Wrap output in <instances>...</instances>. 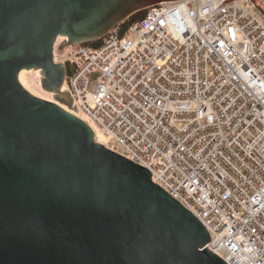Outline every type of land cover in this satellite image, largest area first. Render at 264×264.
<instances>
[{
    "label": "built area",
    "instance_id": "2783aa9c",
    "mask_svg": "<svg viewBox=\"0 0 264 264\" xmlns=\"http://www.w3.org/2000/svg\"><path fill=\"white\" fill-rule=\"evenodd\" d=\"M77 50L54 60L95 142L144 165L227 264H264V0L161 3Z\"/></svg>",
    "mask_w": 264,
    "mask_h": 264
},
{
    "label": "water",
    "instance_id": "95a60500",
    "mask_svg": "<svg viewBox=\"0 0 264 264\" xmlns=\"http://www.w3.org/2000/svg\"><path fill=\"white\" fill-rule=\"evenodd\" d=\"M174 1L0 0V264H227L144 165L95 142L54 62L60 38L57 54L78 51Z\"/></svg>",
    "mask_w": 264,
    "mask_h": 264
},
{
    "label": "rangeland",
    "instance_id": "374dc122",
    "mask_svg": "<svg viewBox=\"0 0 264 264\" xmlns=\"http://www.w3.org/2000/svg\"><path fill=\"white\" fill-rule=\"evenodd\" d=\"M145 11L146 10H144L142 12H145ZM63 40L64 39H60L59 43L55 46V50H54V54L56 55V57L61 58L62 60H64V57L66 56L67 52L71 49V47H68L62 54H60V55L57 54V49H58V47L60 45V42H62ZM98 41L102 42V39L98 40ZM80 46H84V44L77 45L76 47H80ZM26 83H27L28 88L34 94H36L38 97H40L42 99H45L47 101L57 102V101H55V99H53V95L52 94H50V93H48V92H46L45 90L42 89V87H41V79H40V75L38 73L30 72L29 74H27Z\"/></svg>",
    "mask_w": 264,
    "mask_h": 264
},
{
    "label": "trees",
    "instance_id": "16d2710c",
    "mask_svg": "<svg viewBox=\"0 0 264 264\" xmlns=\"http://www.w3.org/2000/svg\"><path fill=\"white\" fill-rule=\"evenodd\" d=\"M144 12H140L135 14L133 17L129 19V24H132L133 22L138 21L143 15ZM101 44V41H95V42H89V43H84V45H90V46H99ZM69 72V70H68Z\"/></svg>",
    "mask_w": 264,
    "mask_h": 264
},
{
    "label": "flooded vegetation",
    "instance_id": "af4514ba",
    "mask_svg": "<svg viewBox=\"0 0 264 264\" xmlns=\"http://www.w3.org/2000/svg\"><path fill=\"white\" fill-rule=\"evenodd\" d=\"M133 16H134V15H133ZM133 16H132V17H133ZM60 39H62V38H60ZM60 39L58 40V43H59ZM58 43H57V44H58ZM60 43H61V42H60ZM60 50H61V49H60ZM54 62H55V60H54ZM55 63H56V62H55ZM56 64H58V63H56ZM68 70H69V69L66 67V76H67ZM65 81H66V80H65Z\"/></svg>",
    "mask_w": 264,
    "mask_h": 264
},
{
    "label": "bare ground",
    "instance_id": "6f19581e",
    "mask_svg": "<svg viewBox=\"0 0 264 264\" xmlns=\"http://www.w3.org/2000/svg\"><path fill=\"white\" fill-rule=\"evenodd\" d=\"M57 105H59L62 109H64L65 111L69 112L68 110H66L63 106H61L59 103L55 102ZM70 113V112H69ZM71 114V113H70ZM73 115V114H72ZM75 116V115H74Z\"/></svg>",
    "mask_w": 264,
    "mask_h": 264
}]
</instances>
